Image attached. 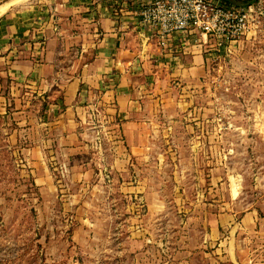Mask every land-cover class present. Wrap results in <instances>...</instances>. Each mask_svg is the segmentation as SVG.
<instances>
[{
  "label": "rangeland",
  "instance_id": "obj_1",
  "mask_svg": "<svg viewBox=\"0 0 264 264\" xmlns=\"http://www.w3.org/2000/svg\"><path fill=\"white\" fill-rule=\"evenodd\" d=\"M251 5L148 165L97 116L73 179L47 103L0 72V264H264L242 219L264 203V0Z\"/></svg>",
  "mask_w": 264,
  "mask_h": 264
},
{
  "label": "crops",
  "instance_id": "obj_2",
  "mask_svg": "<svg viewBox=\"0 0 264 264\" xmlns=\"http://www.w3.org/2000/svg\"><path fill=\"white\" fill-rule=\"evenodd\" d=\"M146 1L0 0V72L47 103L43 116L73 179L88 174L78 169L87 164L80 157L94 118L112 123L124 147L148 165L156 137L172 134L171 119L206 83L208 37L175 33L162 51L141 27ZM260 212L264 203L243 210L245 231L264 234Z\"/></svg>",
  "mask_w": 264,
  "mask_h": 264
},
{
  "label": "built area",
  "instance_id": "obj_3",
  "mask_svg": "<svg viewBox=\"0 0 264 264\" xmlns=\"http://www.w3.org/2000/svg\"><path fill=\"white\" fill-rule=\"evenodd\" d=\"M253 6L227 5L223 0H149L142 2L141 27L156 38L162 51L175 33L199 31L211 47L226 50L237 42L251 20Z\"/></svg>",
  "mask_w": 264,
  "mask_h": 264
},
{
  "label": "trees",
  "instance_id": "obj_4",
  "mask_svg": "<svg viewBox=\"0 0 264 264\" xmlns=\"http://www.w3.org/2000/svg\"><path fill=\"white\" fill-rule=\"evenodd\" d=\"M225 4L227 5H235V6H241V5H249L252 4L254 2H257L259 0H223Z\"/></svg>",
  "mask_w": 264,
  "mask_h": 264
}]
</instances>
